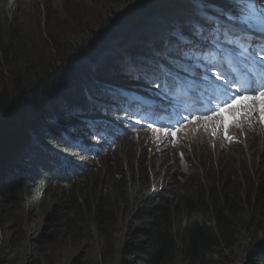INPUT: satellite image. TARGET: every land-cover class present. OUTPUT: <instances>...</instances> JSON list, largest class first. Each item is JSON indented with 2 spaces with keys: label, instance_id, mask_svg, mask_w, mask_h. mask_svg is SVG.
<instances>
[{
  "label": "rangeland",
  "instance_id": "374dc122",
  "mask_svg": "<svg viewBox=\"0 0 264 264\" xmlns=\"http://www.w3.org/2000/svg\"><path fill=\"white\" fill-rule=\"evenodd\" d=\"M131 1H146L154 11L144 20L141 30L127 38H116L113 46L102 56L103 60L96 64L97 69L93 65L94 60H77L64 66L55 64L58 68L55 83L60 82V85L34 97L17 100L18 108L13 117L0 126V173L6 172L15 159L21 161V165L17 166L19 169L9 173L12 181L0 176L3 183L0 186L1 195L11 189L14 192V196L0 208V264H133L126 254L132 242L131 236L139 228L136 205L142 201V197L138 199L133 193H128L130 197L124 193L126 202L114 215L110 234L105 240L93 226L88 209L83 210L81 217L73 224L86 234L81 237L73 227L63 222L66 218L73 219L69 216L70 209L66 203L72 183L76 187L81 186L89 200L96 192L107 188L103 185L107 186L111 181L119 184L120 189L132 192L138 187L155 193L171 187L178 189L179 186L190 189L192 184L206 177L241 184L243 168H247L255 178H264V121L258 111L248 108H239L242 115L227 126L222 116H216L199 119L187 126L179 123L181 128L163 134L140 133L111 142L103 141L100 137L104 131L108 136L115 134L113 129H91L87 120L79 128H72V123L69 125L74 114L77 120L81 111L92 112L86 110L89 102L92 101L91 106L97 107L98 98L108 101L104 98L111 93H98L97 83L106 84L104 76L117 74L114 87L126 82L122 74L124 59L120 60L123 54L135 52L139 61L145 55L141 54V49L147 46L151 49V61H158L159 66L171 64L159 58L164 40L181 39L175 29L183 22L191 23L197 12L206 11L208 6L199 0H8L9 5L19 10L18 29L25 31V34L13 41L17 51L14 61L9 65L1 61L0 95L5 93L8 97L12 96L15 88L13 77L27 66L34 68L51 60L52 48L47 45L51 38L61 44L75 43L81 37L80 28L84 24L95 28L108 14ZM216 4L217 12L229 16L235 14L231 8L226 9L225 0ZM29 17L35 23L36 20L40 22V30L30 32L25 23ZM180 29L185 33L183 28ZM172 30L171 35H164ZM208 35L211 36L209 31ZM22 41L26 42L25 45ZM172 41L169 40V43ZM167 49L171 50V47ZM158 73L155 72V75ZM89 86H93L95 94ZM75 93L80 100L71 97ZM87 93L93 97L91 101L86 97ZM68 96L72 103L75 100V109L69 104ZM170 98L169 92L165 91V103L172 101ZM76 108L80 110L76 111ZM101 111L105 116L101 113L98 117L109 126L124 124L123 115L116 112L112 104L97 109V112ZM233 113L232 110L228 112L231 116ZM26 133L27 136H24ZM21 145L29 148L32 158L27 156L23 159L18 147ZM67 147L72 150L69 151ZM59 148L68 154H60ZM52 156L59 160L57 165L76 175L65 182L50 180L46 188L43 186L36 193L35 187L22 188V184L33 182L32 178L38 179L34 167L39 159ZM49 165H53L58 173L62 169L52 162ZM56 187L61 190H56ZM75 194L72 196L77 198L79 195L77 199L83 202V192L82 196L77 192ZM256 231L258 229H252L247 238L236 243L233 249L235 254L247 253L246 246L253 245V240H264V233L258 234ZM246 253L242 255L241 264H244Z\"/></svg>",
  "mask_w": 264,
  "mask_h": 264
},
{
  "label": "trees",
  "instance_id": "16d2710c",
  "mask_svg": "<svg viewBox=\"0 0 264 264\" xmlns=\"http://www.w3.org/2000/svg\"><path fill=\"white\" fill-rule=\"evenodd\" d=\"M211 1L222 2V0ZM117 8L116 6L115 9ZM152 11L146 1L125 2L120 9L108 14L97 27L91 28L84 24L80 28L81 37L75 43L61 44L51 38L50 44H47L52 48L51 60L45 61L38 67L27 66L21 73H17L13 77L15 88L12 96L9 98L5 93L0 95V126L8 118L13 117L14 111L18 108L17 100L34 97L42 91L45 92L60 85L59 81V83H55L57 66H64L77 60H94L93 65L97 69L96 64L103 60L102 56L109 51L117 38H113V36L124 32L123 38H127L141 30L144 20L151 16ZM18 13L19 10L15 6L9 5L8 0H0V65L1 61H6L8 65L9 62L14 61L17 51L13 41L18 36L21 38L25 34V31L18 29L20 26ZM25 23L30 27H28L30 32L40 30V22L37 20L35 23L29 17ZM26 38L28 37L26 36ZM22 42L25 45L26 42ZM55 64L58 65L54 66ZM68 78L70 79L71 76ZM69 96L67 97L69 104L72 105V109H75L73 104L75 100L72 103ZM73 96L80 100L76 93L71 97ZM88 96L90 98L88 100L91 101L93 97L89 93ZM91 102L86 105V110L92 112L81 111L80 118L77 120L76 114L73 115V120L69 122V125L72 123V128H78L81 123L80 119L84 117L83 113H86L88 118L98 116L95 115L96 107L91 106ZM79 110L76 108V111ZM66 130L69 132L68 129ZM24 136H27V133ZM22 146L18 147H20L19 152L21 151L23 159L27 156L32 158L29 148ZM58 151L64 156L68 154L62 148H59ZM32 156L34 157V155ZM29 157L28 160L31 162ZM39 160V163L34 167L38 179L32 178L33 182L22 184V188L35 187L36 193L43 189L41 187L46 188L50 180L65 182L76 175L75 172H69L61 165H57L59 160L54 159L53 156ZM50 162L62 168L59 173L52 167L53 165H49ZM19 165H21L20 159H15L8 166V170L0 173V176L8 179L9 173L16 170ZM243 170L244 179L240 180L241 184L225 180H211L206 177L192 184L190 189L179 186L178 189L171 187L155 193L151 191L148 193L144 191V188L138 187H135L136 189L131 192L129 189H120L119 184L111 181L109 185H103L107 188L96 192V195L89 200L88 194L84 192L83 188L79 185L76 187L75 183H72L66 203L70 209L69 216L73 219L66 218L63 222L65 225L73 227V224L83 214L82 211L88 209L93 226L105 240V237L110 234V225L114 215L126 202L124 193L126 196H129L128 193H133L138 199L142 197V201L136 205V222L139 228L131 236L132 242L126 254L133 264H241L246 252L235 254L233 249L236 247V243L247 238L252 229L254 231L258 229L256 231L258 234L264 233V178L262 176L255 178L247 168H243ZM202 171L204 172L203 168ZM9 180L12 181V177ZM2 184L0 180V186ZM57 189L61 190L56 187ZM76 192L81 196L83 192V202L77 199L80 198L79 195L77 198L72 196L76 195ZM12 196H14L12 189L2 195L0 191V208ZM67 221L69 222L67 223ZM73 228L75 233L85 237L86 234L80 232L76 227ZM251 243L258 244L246 246L248 249L244 264H264V240L260 242L253 240Z\"/></svg>",
  "mask_w": 264,
  "mask_h": 264
},
{
  "label": "snow or ice",
  "instance_id": "6c2138e0",
  "mask_svg": "<svg viewBox=\"0 0 264 264\" xmlns=\"http://www.w3.org/2000/svg\"><path fill=\"white\" fill-rule=\"evenodd\" d=\"M242 4L247 5L248 10H251V0H241ZM259 55V54H258ZM259 59L261 61V64L259 65V74H257L256 71L252 72V79L250 80L249 84L250 87L246 88L245 91H252L254 93H257L255 96V100L257 102L258 107H251V98L249 97H240L239 95L236 96V98L233 99V102L231 105H228V108H248L250 111H258L261 115L262 121H264V56H259ZM226 60H223L222 63H226ZM212 66H216L215 58L211 61ZM225 77V73L223 71L220 72V75L216 77L217 79H222ZM231 87V84L228 86ZM228 108H222L220 110L219 115H221L224 118V124L227 126L228 124L233 123L234 119H239L240 115H242L241 112H237L235 115V118L228 114ZM173 135H175L173 133Z\"/></svg>",
  "mask_w": 264,
  "mask_h": 264
},
{
  "label": "bare ground",
  "instance_id": "6f19581e",
  "mask_svg": "<svg viewBox=\"0 0 264 264\" xmlns=\"http://www.w3.org/2000/svg\"><path fill=\"white\" fill-rule=\"evenodd\" d=\"M199 5V4H198ZM198 8V7H197ZM199 15V13L197 12V14H196V16H198ZM233 24V23H232ZM232 24H230V26L229 27H231V26H235V25H232ZM180 28H183V29H185L183 26H179V27H177L176 28V32L181 36V38L183 37V36H185V33H187V31L185 32V33H183L182 31H181V29ZM176 37V36H175ZM209 35H208V32L203 36V39L204 40H207L208 41V43L210 42V39H209ZM174 39H176V38H172V39H167V38H165V40H164V43H165V45H168L169 44V40H174ZM149 50H151V49H149ZM150 54H151V52L150 51H148L147 52V54H145L142 58H145V59H140L139 61H141V60H150ZM233 56V55H232ZM99 126V127H101L102 125L104 126V123L103 122H98V123H96V126ZM66 130V129H65Z\"/></svg>",
  "mask_w": 264,
  "mask_h": 264
},
{
  "label": "water",
  "instance_id": "95a60500",
  "mask_svg": "<svg viewBox=\"0 0 264 264\" xmlns=\"http://www.w3.org/2000/svg\"><path fill=\"white\" fill-rule=\"evenodd\" d=\"M153 13H154V11H152L151 16L153 15ZM121 30H122V29H121ZM124 35H125L124 32H123V34H119V33H118V34L114 35L113 38H114V37H117V38L121 37V38H123ZM113 38H112V39H113Z\"/></svg>",
  "mask_w": 264,
  "mask_h": 264
}]
</instances>
